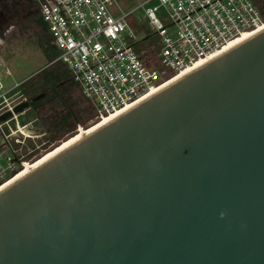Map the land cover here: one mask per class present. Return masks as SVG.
<instances>
[{
	"label": "water",
	"instance_id": "water-1",
	"mask_svg": "<svg viewBox=\"0 0 264 264\" xmlns=\"http://www.w3.org/2000/svg\"><path fill=\"white\" fill-rule=\"evenodd\" d=\"M0 264H264V28L0 191Z\"/></svg>",
	"mask_w": 264,
	"mask_h": 264
},
{
	"label": "built area",
	"instance_id": "built-area-1",
	"mask_svg": "<svg viewBox=\"0 0 264 264\" xmlns=\"http://www.w3.org/2000/svg\"><path fill=\"white\" fill-rule=\"evenodd\" d=\"M48 27L57 57L79 84L97 120L143 100L186 70L216 56L237 38L264 26V9L254 0H158L172 19L164 26L158 7L146 9L147 19L160 35L154 57L135 50L136 33L127 21L132 12L115 16L114 0H33ZM153 0H146L145 5ZM10 74V71H8ZM0 85V187L39 157L45 132L35 131V119L25 121L31 101L20 89ZM15 89V90H14ZM29 102L22 112L15 108ZM6 160L4 165L1 160Z\"/></svg>",
	"mask_w": 264,
	"mask_h": 264
},
{
	"label": "rangeland",
	"instance_id": "rangeland-1",
	"mask_svg": "<svg viewBox=\"0 0 264 264\" xmlns=\"http://www.w3.org/2000/svg\"><path fill=\"white\" fill-rule=\"evenodd\" d=\"M145 1L114 0L109 8L115 16L132 12L127 21L130 22L137 36L134 48L141 57H154L161 48V38L149 24L146 9L158 7L156 15L161 23L169 27L170 31H173L174 27L171 26L172 19L165 6L161 5L158 0L142 5ZM254 1L256 2V0ZM258 7L263 9L260 4ZM27 12H31L33 16L28 18L25 15L14 24L7 25L2 38H0V85L8 90L20 83L16 89H20L31 101V109L21 119L27 121L36 118L35 131L46 133L43 139L38 140L40 144L47 141L36 151L40 158L64 140L74 136L83 128L95 124L98 120L91 104L82 97V91L79 84L73 79V74L62 62L51 63L50 58L44 54L40 47L35 34L37 24L34 18H42V16L33 0H30L25 13ZM147 36L148 38L145 40ZM42 93L45 94L44 97L33 101L34 97ZM65 98L78 100L84 111H82V117L78 119V122L72 124V128L67 131L63 130L59 135L53 137L50 124L52 125V122L60 116H64L70 108ZM74 108L80 109L78 105ZM1 162L4 165L7 164L5 156Z\"/></svg>",
	"mask_w": 264,
	"mask_h": 264
},
{
	"label": "bare ground",
	"instance_id": "bare-ground-1",
	"mask_svg": "<svg viewBox=\"0 0 264 264\" xmlns=\"http://www.w3.org/2000/svg\"><path fill=\"white\" fill-rule=\"evenodd\" d=\"M264 26L258 28L257 30L247 33L239 38H237L236 40L232 41L229 45H227L223 50H221L220 52H218L216 54V56H218L221 52H223L224 50L228 49L229 47L239 43L240 41L244 40L245 38L249 37L250 35L260 31L261 29H263ZM215 56V57H216ZM214 58V57H213ZM198 67V66H197ZM195 67V68H197ZM195 68L189 69L184 71L183 73L179 74L178 76H176L175 78H173V80H171L170 82H168L167 84H164L163 86H161L158 89L153 90L149 95H147L144 99H146L147 97L153 95L154 93L158 92L159 90H161L162 88H164L166 85L172 83L173 81H175L176 79L184 76L185 74L189 73L190 71L194 70ZM143 100H139L137 102H135L134 104L128 105L126 108H124L122 111H118L115 114H112L110 116H106L103 119L98 120L95 124L89 126L88 128H83L80 132H78L77 134H75L74 136L69 137L68 139L64 140L63 142H61L59 145L55 146L53 149H51L50 151L46 152L45 154H43L40 158H38L37 160H35L32 164L27 165V167L22 170L19 174H17L14 178H12L11 180H9L8 182H6L4 185H2L0 187V191H2L4 188H6L7 186H9L11 183H13L14 181H16L17 179H19L20 177H22L23 175H25L26 173H28L29 171H31L32 169H34L35 167H37L38 165H40L41 163H43L44 161H46L47 159H49L50 157H52L53 155H55L56 153H58L59 151H61L62 149H64L65 147L73 144L75 141H78L79 139H81L84 135L90 133L91 131L97 129L98 127L106 124L107 122H109L111 119L115 118L116 116L120 115L121 113H123L124 111L130 109L131 107H133L134 105H136L137 103L143 101Z\"/></svg>",
	"mask_w": 264,
	"mask_h": 264
},
{
	"label": "trees",
	"instance_id": "trees-1",
	"mask_svg": "<svg viewBox=\"0 0 264 264\" xmlns=\"http://www.w3.org/2000/svg\"><path fill=\"white\" fill-rule=\"evenodd\" d=\"M34 19H36V24H37V29L35 31V34L37 35V38L39 40L40 47L44 51V54L48 58H50V62H52L57 57L58 54L53 46L52 38L48 31V27L41 17H37ZM146 38H148V36L145 37V40ZM144 58H148V56H145ZM65 101H68V105L70 108L68 107L69 111H67L64 114V116H60L59 118H57L55 121L52 122V125L50 124V127H52L53 137L59 135L63 130L67 131L70 128H72L73 127L72 124L74 122H78V119L82 117V111H84V109L80 107L78 100L74 98L73 99L65 98ZM76 105H78L80 109L76 110L77 108H74V106Z\"/></svg>",
	"mask_w": 264,
	"mask_h": 264
},
{
	"label": "flooded vegetation",
	"instance_id": "flooded-vegetation-1",
	"mask_svg": "<svg viewBox=\"0 0 264 264\" xmlns=\"http://www.w3.org/2000/svg\"><path fill=\"white\" fill-rule=\"evenodd\" d=\"M30 0H0V38L7 25L14 24L19 19L33 16L31 12H27ZM257 5L263 6L264 0H256Z\"/></svg>",
	"mask_w": 264,
	"mask_h": 264
}]
</instances>
